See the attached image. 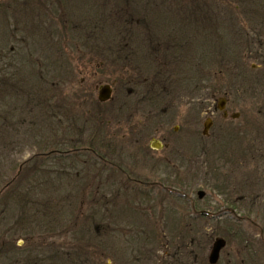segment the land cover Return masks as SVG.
Here are the masks:
<instances>
[{
    "label": "rangeland",
    "instance_id": "374dc122",
    "mask_svg": "<svg viewBox=\"0 0 264 264\" xmlns=\"http://www.w3.org/2000/svg\"><path fill=\"white\" fill-rule=\"evenodd\" d=\"M8 64L43 102L0 93V264H264V0H0Z\"/></svg>",
    "mask_w": 264,
    "mask_h": 264
},
{
    "label": "flooded vegetation",
    "instance_id": "af4514ba",
    "mask_svg": "<svg viewBox=\"0 0 264 264\" xmlns=\"http://www.w3.org/2000/svg\"><path fill=\"white\" fill-rule=\"evenodd\" d=\"M150 47V46H149ZM122 48H124L123 47V45L121 46V48L120 49H118V51H119V57H123V52H124V49H122ZM163 50H161L160 48L158 49H156V53H159V52H162ZM198 52H200V53H203L201 50H198ZM183 53H184V47L182 46V45H175V46H172L171 48H168L167 50H164V53L162 54V56L161 57H163L164 58V60H165V62L164 63H161V62H157V60H155L154 59V62L156 63V66L154 67V69L152 70V74H151V78H152V80H151V82H153L152 83V87H153V90H154V88L156 87V85L157 84H161L163 81H166V79H169L170 77H171V73H170V69H169V66L168 65H166V61L167 60H170V59H168L169 57H171V54L174 56V57H177V59H182L183 58ZM199 53H197V55H198ZM157 57V56H156ZM145 58V57H144ZM158 58V57H157ZM187 59H188V56H187ZM201 59V57L199 56L198 58H197V63L199 62V60ZM142 60H144V59H142ZM148 60V61H147ZM186 60V59H185ZM146 62H149L150 61V59H146L145 60ZM177 61V60H176ZM139 62H141V60H139L138 61V63ZM168 63H169V61H167ZM150 64V63H149ZM139 67V66H138ZM194 69H183L182 71H183V73L184 72H186V73H189V72H191V71H193ZM189 76V75H188ZM193 78V76L191 77V79ZM147 80H145L144 82H146ZM141 86V85H140ZM199 88H200V86H198ZM153 90H152V92H153ZM148 91V90H147ZM162 91V90H161ZM100 92H101V90H100ZM100 92H99V94H100ZM159 92V91H158ZM164 92V91H163ZM111 93H112V91H111ZM165 93H167L166 95L167 96H169L170 95V93H168L167 92V90L165 91ZM141 95V88H139V86L138 87H136L133 91H131L130 92V94H129V96H126L125 97V100H127V97L129 98V97H131V96H134V98L130 101L133 105H129V102H126V105H128L129 106V108H128V106H126V108H128L129 110H131V111H138V113L140 112V110L138 109V107H140V96ZM99 96V95H98ZM159 96H161V94H159L158 95V97ZM167 96H165L166 98H167ZM140 99V100H139ZM170 99V98H169ZM168 99V104H169V102H170V100ZM226 104V103H225ZM224 103L223 104H221V106L218 108V111H220L221 113H222V115H223V117L224 118H227V116H228V113L226 112V105H225ZM125 105V104H124ZM123 108V107H122ZM127 109V110H128ZM135 109V110H134ZM128 110V111H129ZM213 116H214V113H208L207 114V117H206V119H207V121H208V123H206V125H205V127L206 126H208V130H209V132L213 129V127H214V119H213ZM180 128V127H179ZM176 129H178V128H175V131H176ZM209 132H208V134H209ZM155 141V140H154ZM152 145H155L156 147H158L159 149H153L152 148ZM165 148V144L163 143V142H160V141H158V143H152L151 144V150L152 151H160V150H162V149H164ZM124 173V172H123ZM124 175H126L125 173H124ZM128 177V176H127ZM129 179H131L130 177H128ZM132 180V179H131ZM140 185H148V183H141V182H138ZM183 197L185 198H187V196L186 195H183Z\"/></svg>",
    "mask_w": 264,
    "mask_h": 264
},
{
    "label": "trees",
    "instance_id": "16d2710c",
    "mask_svg": "<svg viewBox=\"0 0 264 264\" xmlns=\"http://www.w3.org/2000/svg\"><path fill=\"white\" fill-rule=\"evenodd\" d=\"M5 62V61H4ZM9 66H5L4 68H5V70H3V69H1L0 68V93H3V92H5L6 90H8L11 86H13L12 87V89L14 88V85L18 82V79H19V75H21L20 73H21V71H22V68H18V67H15V66H11V68H10V64H8ZM21 78H23V80H22V85L24 86V88H26V90L24 89V94L27 96V101L30 103V102H32V100H38L37 102H34L36 105H37V107L43 102V99L41 98V99H36V97L34 98L32 95H31V90H32V86H28V84H32L30 81H26L25 79H24V76H22L21 75ZM42 81V80H41ZM35 82V81H34ZM18 86V85H17ZM16 86V87H17ZM39 89H43V88H39ZM39 92V91H38ZM38 92H35L36 94L38 93ZM43 92V91H42ZM55 110H56V106L54 105V103H53V105H49V112H51V117H54V113H55ZM48 112V113H49ZM57 117H58V115H57ZM74 122L75 123H77V120L75 119L74 120ZM86 128H88V125H87V127ZM80 133V132H79ZM65 140V138L63 139L62 138V141H64ZM73 143H75L76 145L77 144H81V141H79V140H75ZM44 145H47L45 142L43 143ZM42 144V146H44ZM51 144H53V148L55 147V145H56V142L55 141H53V143H51ZM88 147L90 148L89 150L92 152L93 151V153L95 154L94 156L98 159V160H100V161H102V160H104L105 158H106V155L104 154V151H102V149H100V148H98V147H96V143H95V141L94 140H90L89 142H88ZM57 146V145H56ZM73 147H75V146H73ZM100 147H102V148H107V145H105V142L103 141V145H101ZM52 148V150L50 151V150H48V148L47 147H44L42 150L43 151H45V152H50L49 154L51 155V156H54V153L56 152L54 149ZM74 151H77L76 149H74ZM37 156H39L38 154H36V157ZM38 158V157H37ZM36 158V159H37ZM10 184L11 183H9L8 185L10 186ZM7 185V186H8ZM9 197L11 198V195H9Z\"/></svg>",
    "mask_w": 264,
    "mask_h": 264
},
{
    "label": "water",
    "instance_id": "95a60500",
    "mask_svg": "<svg viewBox=\"0 0 264 264\" xmlns=\"http://www.w3.org/2000/svg\"><path fill=\"white\" fill-rule=\"evenodd\" d=\"M111 98V89L110 87H104L102 88L100 95H99V101L100 102H106L109 101ZM207 127H205L204 134L207 132ZM153 149H159L155 145H152ZM199 198H203L205 194L203 192H199ZM226 242L222 239H218L215 241L212 250L209 255V264H217L220 259L221 251L225 248Z\"/></svg>",
    "mask_w": 264,
    "mask_h": 264
}]
</instances>
